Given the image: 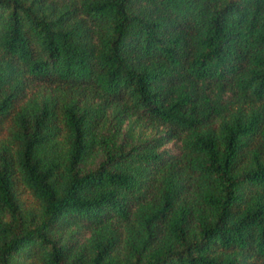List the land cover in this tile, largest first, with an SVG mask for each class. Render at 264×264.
Listing matches in <instances>:
<instances>
[{"label": "trees", "instance_id": "1", "mask_svg": "<svg viewBox=\"0 0 264 264\" xmlns=\"http://www.w3.org/2000/svg\"><path fill=\"white\" fill-rule=\"evenodd\" d=\"M0 264H264V0H0Z\"/></svg>", "mask_w": 264, "mask_h": 264}]
</instances>
